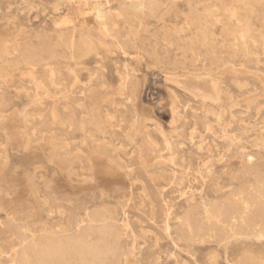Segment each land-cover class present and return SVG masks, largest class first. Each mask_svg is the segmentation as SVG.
Instances as JSON below:
<instances>
[{"label": "rangeland", "instance_id": "1", "mask_svg": "<svg viewBox=\"0 0 264 264\" xmlns=\"http://www.w3.org/2000/svg\"><path fill=\"white\" fill-rule=\"evenodd\" d=\"M143 1L0 0V264L96 216L117 241L102 264H264V0ZM215 57L234 90L221 118L175 100L161 71L214 68ZM238 194L250 205L232 237L203 207Z\"/></svg>", "mask_w": 264, "mask_h": 264}, {"label": "bare ground", "instance_id": "2", "mask_svg": "<svg viewBox=\"0 0 264 264\" xmlns=\"http://www.w3.org/2000/svg\"><path fill=\"white\" fill-rule=\"evenodd\" d=\"M152 3L153 0H144L141 6H143L144 9L145 8L150 9L152 7ZM96 14L98 19L101 21L107 19L105 17L106 15L103 12H101L100 9H97ZM134 16H136V14ZM130 17L132 16H128V18ZM69 22L71 23V18L66 16L64 17L61 24H68ZM191 61L192 62H190V65H187L183 61H176L173 64H169L171 66V68L169 69L166 67H164L163 69L160 68L163 74V82L165 83V85L168 86V89L170 90L175 100L177 98V93H180L185 98H188L191 101H195L208 112H212V114H215L216 116H218V118H221L222 117L221 113H223L225 105H228L227 102H229L230 104V102H232L234 98L233 95H231L234 90L232 89L233 90L232 93L228 91L229 89L226 90L222 81L224 79L221 80L222 78L221 76L225 72L226 65L223 67L218 66L219 58L215 57L213 58L211 64L215 65L216 67L208 68V69H200L197 67V65L193 60ZM153 68H158V66L155 65L153 66ZM233 69L236 71V73L239 72V70H236L235 67H233ZM231 82L232 81H230V83ZM234 85H236L235 82ZM121 87L125 88V85L122 84ZM235 87L237 89V86ZM175 115L176 114L172 109L173 118L170 121L167 128V130L171 133L176 132L177 120L175 118ZM99 117H100V133L106 134L104 131L105 129L104 124L106 123V121L109 120L110 116L105 114L104 116L101 115ZM167 130L164 131L167 132ZM141 137H142L143 147L152 148L156 145L155 141L153 140V138L151 137L148 131L142 133ZM92 146L96 150L97 149L102 151L105 150L107 153H109L108 155L105 154L104 152L101 153V155L105 154L104 156L108 158V160H106V163H108L109 161L111 165L113 164L119 167L122 170V172L123 171L126 172L128 170L126 166H124L123 163L120 161L117 155V149L111 144V142H108L105 139L102 140L97 139L94 140ZM70 158L75 159V156H70ZM101 163L103 164L104 161L102 162L101 160ZM106 163H104V165ZM116 169L117 168H115V170ZM67 175L75 180L72 171H68ZM76 177L79 176H77L76 174ZM76 181L77 180H75V182ZM249 199H247L242 194H238L233 199V201L229 203V205L227 206L223 207L219 205V207L221 206L220 208L211 210L209 206L204 205L203 210L205 213H207L210 216V218L214 216L215 222L219 226L223 225V227L226 226L227 229L230 228L233 237V236L241 235V233H238L234 229L235 215L237 214V211L240 208H242V206L249 207L250 205V203L248 202L250 201ZM222 217L224 218V220L221 219ZM110 232H111V228L108 225V219L104 216H96V218L93 217L89 220V222L85 225V228L79 229L77 233L78 235H73L65 231L63 235L44 233L40 237L33 236L32 239L22 243V247L19 251L20 253H18L17 256H15L12 259V264H46L45 261L47 259L48 260L57 259L59 261L65 262L66 264H102L105 257L113 254L115 250L114 248L117 243V241H113L111 239ZM261 233H262V229H261ZM92 237H94V239Z\"/></svg>", "mask_w": 264, "mask_h": 264}]
</instances>
